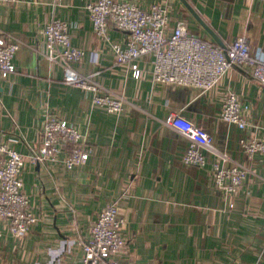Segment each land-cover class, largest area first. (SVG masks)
<instances>
[{"label":"crops","instance_id":"obj_1","mask_svg":"<svg viewBox=\"0 0 264 264\" xmlns=\"http://www.w3.org/2000/svg\"><path fill=\"white\" fill-rule=\"evenodd\" d=\"M90 1L0 4V40L20 43L16 72L0 80V143L29 156L40 148L42 125L51 112L75 126L92 150L74 170L27 157L22 179L38 221L18 238L0 220V264H76L91 226L114 202L129 238L121 264H264V155L249 156L242 148L243 140H264V85L243 67L229 70L204 93L157 83L152 55L136 62L141 71L136 79L129 64L115 65L111 45L97 36L86 9ZM120 1L144 10L161 4L171 29L183 22L192 34L220 47L246 36L252 55L264 56V0H187L219 43L181 0ZM54 19L68 24L71 44L85 52L74 68L126 99L121 113L93 105L92 94L66 84L61 66L44 56L42 28ZM109 36L123 46L129 40L113 25ZM230 92L248 106L245 129L220 117ZM171 114L211 134L215 148L228 157L223 168L249 170L236 192L216 184L217 156L206 155L203 167L184 162L189 142L165 123Z\"/></svg>","mask_w":264,"mask_h":264},{"label":"built area","instance_id":"obj_2","mask_svg":"<svg viewBox=\"0 0 264 264\" xmlns=\"http://www.w3.org/2000/svg\"><path fill=\"white\" fill-rule=\"evenodd\" d=\"M19 1L0 0V4L15 5ZM86 9L97 36L111 45L115 65L129 64L136 79L141 77L136 62L152 55V79L157 83L194 87L204 93L212 90L229 70L243 67L264 85V56L252 55L246 36H238L226 47H220L192 34L183 22L171 29L168 10L161 4L144 10L131 1L94 0L88 2ZM111 25L129 34L125 46L111 41ZM42 36L46 45L44 56L61 66L66 84L90 92L92 104L109 113L123 111L127 103L123 96L106 89L94 76L83 75L74 68V64L83 60L85 52L71 44L67 23L54 19L42 28ZM9 38L0 40V80L16 72L14 58L20 43ZM247 110L248 106L230 92L220 117L228 124L245 129L249 125ZM165 123L188 140L189 147L183 157L186 164L203 167L207 163L206 155H215L218 159L212 168L216 184L228 193L236 192L243 185L249 170L242 165L223 168L222 161H227L228 157L215 148L214 139L207 130L181 114H171ZM82 140L75 126L47 112L41 146L29 156L0 143V220L8 225L14 236H26L38 221L30 209L22 179L27 157L43 166L61 163L66 169L74 170L85 164L92 153ZM242 148L249 156L264 155V140H243ZM123 230L124 220L119 217L118 202L109 204L91 226L89 238L82 242L83 264H121L119 258L129 245Z\"/></svg>","mask_w":264,"mask_h":264},{"label":"water","instance_id":"obj_3","mask_svg":"<svg viewBox=\"0 0 264 264\" xmlns=\"http://www.w3.org/2000/svg\"><path fill=\"white\" fill-rule=\"evenodd\" d=\"M183 4L186 6V8L193 14V16L204 26V28L209 32L211 37L213 38L214 41L219 43L218 37L212 32L209 27L206 25V23L200 18L198 13L195 11V9L188 3L187 0H181ZM76 264H83V259L77 262Z\"/></svg>","mask_w":264,"mask_h":264}]
</instances>
